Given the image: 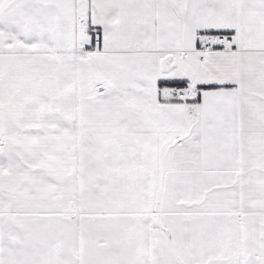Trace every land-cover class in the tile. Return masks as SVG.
I'll return each mask as SVG.
<instances>
[{
    "label": "snow or ice",
    "instance_id": "obj_1",
    "mask_svg": "<svg viewBox=\"0 0 264 264\" xmlns=\"http://www.w3.org/2000/svg\"><path fill=\"white\" fill-rule=\"evenodd\" d=\"M0 264H264V0H0Z\"/></svg>",
    "mask_w": 264,
    "mask_h": 264
}]
</instances>
